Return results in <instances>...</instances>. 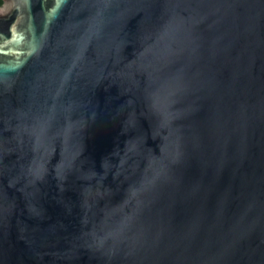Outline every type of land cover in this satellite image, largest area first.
<instances>
[{
    "label": "water",
    "instance_id": "95a60500",
    "mask_svg": "<svg viewBox=\"0 0 264 264\" xmlns=\"http://www.w3.org/2000/svg\"><path fill=\"white\" fill-rule=\"evenodd\" d=\"M0 264H264V0H1Z\"/></svg>",
    "mask_w": 264,
    "mask_h": 264
},
{
    "label": "trees",
    "instance_id": "16d2710c",
    "mask_svg": "<svg viewBox=\"0 0 264 264\" xmlns=\"http://www.w3.org/2000/svg\"><path fill=\"white\" fill-rule=\"evenodd\" d=\"M0 4H1V0H0Z\"/></svg>",
    "mask_w": 264,
    "mask_h": 264
}]
</instances>
